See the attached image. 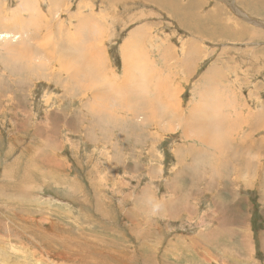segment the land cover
<instances>
[{
    "label": "rangeland",
    "instance_id": "rangeland-1",
    "mask_svg": "<svg viewBox=\"0 0 264 264\" xmlns=\"http://www.w3.org/2000/svg\"><path fill=\"white\" fill-rule=\"evenodd\" d=\"M108 1L0 0V16L23 30L10 32L19 36L14 54L28 37V17L50 20V46L59 45L54 58L63 28L76 38L84 32L76 34L78 27L94 20L93 28L106 32L108 76L93 83L95 93L102 89L97 96H116L112 79L140 77L138 95L132 98L133 85L118 84L115 103L138 110L115 112L113 103L100 118L83 106L92 94L67 95L45 78L13 87L0 40V264H264V0H196L192 11L189 0ZM178 9L199 26H179ZM224 29L236 35L219 36ZM192 48L191 63L180 66ZM35 56L50 66L44 54ZM147 99L157 107L156 124L148 122ZM249 121L252 139H262L255 150L234 138L246 139ZM219 122L232 133L218 130L228 138L223 149L204 126ZM236 146L244 149L245 169Z\"/></svg>",
    "mask_w": 264,
    "mask_h": 264
},
{
    "label": "bare ground",
    "instance_id": "bare-ground-1",
    "mask_svg": "<svg viewBox=\"0 0 264 264\" xmlns=\"http://www.w3.org/2000/svg\"><path fill=\"white\" fill-rule=\"evenodd\" d=\"M106 1V0H105ZM112 0L108 1V2H111ZM123 1V0H121ZM149 1V0H148ZM190 1V0H189ZM187 2L189 3L188 4V11H192L194 9H197L199 8V6L196 5V0H192L191 2ZM200 4L202 3L201 0H197ZM249 1V0H248ZM247 0L245 2H248ZM119 2V0H118ZM127 2V1H126ZM135 2V1H134ZM137 2V0H136ZM139 2V0H138ZM168 2V1H166ZM250 2V1H249ZM23 3V2H22ZM33 4V3H32ZM50 4V3H48ZM78 4V3H77ZM166 4H170V3H166ZM175 4V3H174ZM264 4V3H263ZM31 5V4H29ZM41 5V4H39ZM26 6V4H25ZM58 6V5H57ZM185 6V5H183ZM197 6V7H196ZM168 7V6H167ZM31 8V6H30ZM37 8V7H36ZM79 8V6H78ZM169 8V7H168ZM4 9V8H2ZM171 9V8H170ZM7 10V9H6ZM35 10V9H34ZM82 10V8H81ZM87 10V9H86ZM100 10V9H99ZM172 10V9H171ZM178 10H181V9H178ZM177 10V11H178ZM38 11V9H37ZM84 11V10H82ZM106 11V10H105ZM182 12L177 15V16H174V18L178 21V24L179 26H181L182 28L184 27H187L188 29L192 28H197V25L199 26V24L196 22V18L195 17H192V14L191 12H186L184 10H181ZM41 12V11H40ZM80 12V11H79ZM87 12V11H86ZM93 12V11H92ZM37 13V12H36ZM42 13V12H41ZM176 13V12H175ZM182 13H184L186 16L183 18L181 17ZM77 14V13H76ZM80 15H86L85 12H80L79 13ZM93 14V13H92ZM72 15V13H71ZM70 15V16H71ZM74 15V14H73ZM72 15V16H73ZM88 15V14H87ZM90 15V14H89ZM98 15H102V14H98ZM104 15V14H103ZM102 15V16H103ZM174 15V14H173ZM78 16V14L76 15ZM91 16V15H90ZM89 16V17H90ZM93 16V15H92ZM32 17V18H31ZM31 17H28L27 18V22H30L31 20V24L30 26L26 29L27 31V39L25 38H21L20 40V45L17 47L18 48V54H14V51H15V47H14V44H11L12 41L16 39H19V36L17 35H10L11 33L13 32H23V30H18L17 27H16V24L14 22L13 19H10V18H7L4 16H0V40L3 41L2 44L6 43L7 46L5 45H2V50L4 51V53L6 54L7 56V61L6 64L7 65H11V67L9 69L12 70L13 72V79H10L13 81V87L15 86L17 89H21L19 86L22 84V81H26L27 83H31L33 80H36L37 79H42V78H45L47 81H50L49 83L52 82V84L56 85V87L59 85L62 86V88L64 87L65 91L67 93V95H71V94H75V93H81L80 95L83 96V98L88 95H91L93 96L92 100L91 101H88L86 102L85 104H83V106H86V111L88 112L89 110L93 113H95L97 116L100 117V115L102 114V112L104 111H109L108 108H110L111 104L115 105V103L117 102V97L119 95L118 93V90L119 89V86L121 85L122 88H124L123 86L125 85V89L128 88V87H131V85H133L134 87L132 88V98L135 96V95H138L139 93V83L138 81H140V77L137 79L134 77V73L132 74L133 77L137 80L135 81V79L133 81H129V83L131 84H128L127 82H125V80L123 79H120V80H116V79H112L111 81H118L116 84L114 83V86L116 87L115 91H111L113 92V95H116V96H112L110 97L109 99L105 100L104 102H102V99L100 96H97V93L98 92H101L102 89H96V93H95V87L93 85V83L95 84H98L99 81H106L107 80V74H106V63H105V56H104V51L102 50V41L104 43V38H105V35H106V32L105 31H102L98 25V27H94L92 26V21L94 22V20H89L90 23L88 22V19L86 21L83 22V24L81 23H78V24H81V29L80 27H78V31H77V27L75 28V31H77L76 34H80L81 31H84L80 34V36H75L76 38H73L71 36H68L67 34V31L69 30V28H63L62 31L66 32V34H60L58 36V40L59 42L61 43V47H60V54L58 56V58H54V50L55 52H59V48L58 46H56L55 44H51L50 46V35L51 33L53 34V32L51 31V29L48 30L46 24L48 25V23H51L50 20H48L49 22L47 23L46 22V19L47 17H44L43 14H37L35 16H31ZM69 17V16H68ZM81 17V16H80ZM105 17V16H103ZM4 18V19H2ZM46 18V19H44ZM74 18V17H73ZM83 20H84V16L82 17ZM86 18V17H85ZM92 18V17H91ZM100 18V17H99ZM79 19V18H78ZM104 19V18H102ZM215 19V18H213ZM74 20V19H73ZM82 20V19H81ZM101 20V19H100ZM209 20V19H208ZM222 20V19H221ZM45 21V22H44ZM97 21V20H95ZM44 22V23H43ZM63 22V20L61 21ZM81 22V21H80ZM86 22V23H85ZM46 23V24H45ZM53 23V22H52ZM64 23V22H63ZM98 23V22H97ZM100 23H103L100 21ZM77 24V25H78ZM106 21L102 24L103 26L106 25ZM101 25V24H100ZM216 25L218 27H220L221 25V21H219L218 19L216 20ZM228 26V25H227ZM63 27V26H61ZM71 27V26H70ZM101 27V26H100ZM20 28H23V27H20ZM73 28V26H72ZM90 28H93L92 30ZM235 28H237V26L235 25ZM71 29V28H70ZM103 29V28H102ZM15 30V31H13ZM81 30V31H80ZM100 30V31H99ZM220 31V30H219ZM11 32V33H10ZM29 32V34H28ZM73 32V31H71ZM221 32H225L226 34L223 35V33ZM221 33L222 35H219L223 38H228L229 36L232 37L231 35H236V32L235 31H229V30H226L224 29L223 31L221 30ZM75 32H73L72 34L74 35ZM228 33V35H227ZM56 35V34H55ZM103 35V36H101ZM57 36V35H56ZM143 36V35H142ZM26 37V36H25ZM245 37L247 38H252L251 35H248L246 34ZM46 39H49V41H47ZM157 39V38H156ZM241 39V38H240ZM54 40V39H53ZM230 40V38H229ZM133 41V40H132ZM10 42V43H9ZM41 42V43H40ZM8 43L10 45H8ZM55 43V42H54ZM132 43V42H131ZM130 43V44H131ZM191 43V42H190ZM57 44V43H56ZM134 44V43H133ZM196 44V43H195ZM31 45H33L31 47ZM132 45V44H131ZM194 45V43H192V46ZM127 47V46H126ZM196 48V46H195ZM49 49V51H47V54L46 53V50ZM52 49V51H50ZM135 49V50H134ZM103 51V52H102ZM35 52L39 53V54H44V58H46V61L48 63H50V66L46 64V62L38 57L35 56ZM194 50L193 48L192 49H189L186 53L184 52L183 54V58L182 60L180 61V66L182 64V66L184 67L185 65H183V63H188L189 62V58H190V55H193L194 53ZM131 55H132V60H135L134 62H136L138 59H139V53H137L136 55V47L133 46L132 50H131ZM11 56V57H10ZM13 56V57H12ZM1 57V56H0ZM129 57V56H128ZM142 57V56H141ZM131 58V57H130ZM4 62V63H5ZM132 63V62H131ZM191 63V61L189 62ZM134 64V63H133ZM132 64V65H133ZM136 64V68L139 67V63H135ZM7 65L5 67H7ZM138 70V69H137ZM148 70L151 72L150 68H148ZM154 71V70H153ZM128 72V71H127ZM148 72V73H150ZM147 73V72H146ZM147 73V74H148ZM12 74V73H11ZM129 75V74H128ZM131 75V76H132ZM136 75V74H135ZM146 75V74H144ZM154 76V75H153ZM126 77V76H125ZM128 78V77H127ZM131 79V77H130ZM149 80V79H148ZM18 81V82H17ZM150 81V80H149ZM63 82V83H62ZM119 84V86H118ZM22 86V85H21ZM114 87V88H115ZM60 88V87H59ZM63 89V90H64ZM123 90V89H122ZM121 90V91H122ZM120 91V92H121ZM168 92V90L166 91ZM125 95V94H124ZM72 96V95H71ZM130 96V95H129ZM170 96H172V94H170ZM116 97V98H115ZM174 97V96H172ZM239 97V96H238ZM139 99H137L138 101ZM141 100V99H140ZM148 100V106L147 108L149 107V109H144L148 114H149V119H148V122L152 123V120L154 121L153 123L156 124V122H158V119L155 121V118L157 117L156 116V112L157 110H153V109H156L155 107H153L155 105V102H153L152 100L150 99H147ZM130 101H132L130 99ZM137 101H133V103H138ZM142 101V100H141ZM145 101V100H144ZM142 101V102H144ZM140 102V101H139ZM146 102V101H145ZM163 103H165L164 105L165 106H171L170 104V101L168 100H164ZM123 104L125 103H122V106H124ZM121 105V103L119 104ZM116 106V109H115V112H118L121 110L122 113H127L128 115H133L137 110H138V107L137 106H133L134 109H128L126 107L125 108H122V107H119ZM142 105V104H141ZM114 106V107H115ZM177 105L175 107H173V113L174 115H176L178 113V109H177ZM112 109V108H111ZM143 110V108H141ZM234 113L233 114H236V118L238 120V118H240L239 121L242 120L243 116L240 115L241 112L240 111H233ZM240 112V113H238ZM181 113V112H180ZM114 114V113H113ZM249 114V113H248ZM179 116V114H177ZM96 116V117H97ZM248 116V115H247ZM246 116V117H247ZM250 116V115H249ZM255 116V115H254ZM105 117V116H104ZM180 117V116H179ZM245 117V118H246ZM101 118V117H100ZM107 118V117H106ZM162 118V117H161ZM181 119V118H180ZM99 121V120H98ZM190 121V120H189ZM204 123V121H202ZM232 122V121H230ZM250 122V121H249ZM188 123V122H187ZM190 123V122H189ZM242 123V122H241ZM247 123V122H245ZM244 123V125H246ZM254 123L253 122H250V125L248 126L249 127V131H248V135L246 134V139L244 140L243 137H238V141L236 140V137L239 135L237 134L235 138V141L236 142H241V144L238 146H244L246 143H247V146H248V150H255L257 149V146H258V143H260L262 139H260L258 142L257 141H254L252 138H254V135L253 134V130L251 129L252 126L251 124ZM131 124V123H130ZM133 124V123H132ZM220 124V125H219ZM223 123H217L215 125L213 124H204L205 128H207V130H215V137L218 135V130L220 131H224L225 129V124L222 126ZM229 124V123H228ZM202 125V124H201ZM233 125V123H232ZM243 125V124H242ZM256 125V123H255ZM134 124L131 125V129L133 128ZM195 126V125H194ZM192 127V126H191ZM198 127V126H197ZM233 127V126H232ZM215 128V129H214ZM255 128V126H254ZM253 128V129H254ZM242 129V126L240 125V128L239 130L241 131ZM203 131H204V128H203ZM226 131H229L230 134H227L228 135V138H231L230 135H232L230 129L228 127H226ZM234 131V130H233ZM240 131H238V133H240ZM260 131V130H258ZM131 132V131H130ZM205 132V131H204ZM207 132V131H206ZM210 132V131H209ZM256 132V131H254ZM214 133V132H213ZM234 133V132H233ZM245 133V132H244ZM247 133V132H246ZM197 134V133H196ZM123 135V134H122ZM149 135V134H148ZM206 135V134H205ZM212 135V134H211ZM243 135V134H242ZM139 136V135H138ZM256 136V135H255ZM90 137V136H89ZM147 137V136H146ZM196 137V136H195ZM202 137V136H201ZM219 137V136H217ZM250 138V140L247 142L248 138ZM220 138V139H219ZM218 139V147H221V143L220 141L221 140H225L227 141L228 138H224L223 136L219 137ZM260 138V137H259ZM217 139V138H216ZM256 140V139H255ZM209 141V140H207ZM216 141V140H215ZM245 144H242L244 143ZM263 142V141H262ZM140 143V142H139ZM223 143V142H222ZM234 143V142H233ZM229 143H226V145H228ZM225 145V146H226ZM232 145V144H231ZM62 146V145H61ZM224 146V147H225ZM236 146L237 150L235 151V157L236 158V162L239 163H242V159H241V149L240 151H238L239 147ZM216 146V149H214L215 152H218L220 149ZM234 147V146H233ZM243 148V147H242ZM246 148V147H245ZM204 149V148H203ZM223 149V148H222ZM234 149V148H233ZM260 149V148H259ZM260 151H263V150H260ZM252 152V151H250ZM221 153H224L223 151H221ZM241 153V154H240ZM246 153V152H245ZM244 154V153H243ZM249 154V152L247 153V155ZM255 154V151L254 153ZM251 154V155H253ZM257 154V153H256ZM260 154V153H259ZM245 155V154H244ZM210 156V155H209ZM218 156V155H217ZM216 156V157H217ZM222 156V155H220ZM230 155H228L229 157ZM234 156V155H233ZM264 156V154L262 155ZM232 158V157H231ZM259 158V157H258ZM260 159V158H259ZM224 160V159H223ZM247 160V159H246ZM244 160V161H246ZM221 161V160H220ZM234 161V160H233ZM249 160H247L248 162ZM219 162V161H218ZM232 162V161H231ZM223 161L221 162V165H222ZM255 163V162H254ZM225 164V163H223ZM227 164V163H226ZM229 164V163H228ZM227 164V165H228ZM230 165V164H229ZM242 165V167L245 169L246 167V162L245 163H242L240 164ZM250 166V165H249ZM234 167V166H233ZM248 167V165H247ZM257 167V166H256ZM227 168V167H226ZM231 168V167H230ZM235 168V167H234ZM237 168V167H236ZM251 168V167H250ZM241 171V170H240ZM248 170H245L244 173H247ZM257 170H255L256 172ZM259 172V171H258ZM236 184V183H235ZM214 185V184H213ZM145 220V219H144ZM156 230V229H155ZM145 231V230H144ZM152 234V233H151ZM147 236V235H146ZM151 237V236H150ZM137 239V238H136ZM142 239V238H141ZM140 239V240H141ZM200 240V239H199ZM197 240V241H199ZM143 242V240H142ZM201 242V241H199ZM195 244V243H194ZM144 245V244H142ZM185 245V244H184ZM109 247V246H108ZM194 247V246H193ZM196 249V247H194ZM104 253V252H103ZM106 253V252H105ZM109 253V252H108ZM114 254V253H113ZM200 254V253H199ZM65 255V254H64ZM112 255V254H111ZM120 255V254H119ZM188 255V254H187ZM66 258V257H65ZM179 259V258H178ZM85 261V260H84ZM89 262V261H87ZM129 262V261H128Z\"/></svg>",
    "mask_w": 264,
    "mask_h": 264
},
{
    "label": "crops",
    "instance_id": "crops-1",
    "mask_svg": "<svg viewBox=\"0 0 264 264\" xmlns=\"http://www.w3.org/2000/svg\"><path fill=\"white\" fill-rule=\"evenodd\" d=\"M166 2V1H165ZM264 2H262L261 4H259V6H262V7H264V4H263ZM258 4V3H257ZM228 29H230L229 27H228ZM227 40H229V39H227Z\"/></svg>",
    "mask_w": 264,
    "mask_h": 264
}]
</instances>
